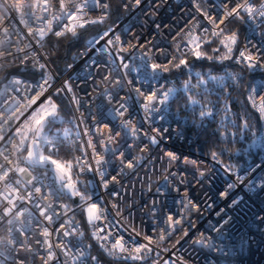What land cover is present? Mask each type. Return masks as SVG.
<instances>
[{
	"label": "built area",
	"instance_id": "1",
	"mask_svg": "<svg viewBox=\"0 0 264 264\" xmlns=\"http://www.w3.org/2000/svg\"><path fill=\"white\" fill-rule=\"evenodd\" d=\"M118 1L59 76L49 39L110 5L0 0V75L44 72L0 86V264H264V0ZM211 38L217 69L188 65ZM56 90L74 134L21 156L17 120Z\"/></svg>",
	"mask_w": 264,
	"mask_h": 264
},
{
	"label": "trees",
	"instance_id": "2",
	"mask_svg": "<svg viewBox=\"0 0 264 264\" xmlns=\"http://www.w3.org/2000/svg\"><path fill=\"white\" fill-rule=\"evenodd\" d=\"M104 2H107L110 5V17L104 21L101 24H90L81 26L78 28H75L73 31H71L69 34H67L65 37L61 39H53L50 38L48 45L54 47V52L50 53L49 62L54 69V71L59 75L63 76L67 71L69 66L73 62V56L76 54V52L82 48L86 41L92 38L93 36H96L100 32L107 30L114 25L118 23V21L122 18L123 12L121 10L120 2L118 0H101ZM236 29L241 30L239 25L235 22H231L225 30L226 35H229ZM211 40V42H209ZM203 48L204 49V55H202L201 52H195L193 53L188 59L187 64L191 65L194 69H201L205 70L207 72H210L209 70L217 69L216 66L212 65L213 59H218L224 55V50H226L220 42V38L217 39H209L204 42L203 45H200L198 49ZM232 59H230V65L229 67L235 71L238 69L237 65H234V56L236 52L233 53ZM44 72H38L35 69L26 68V69H19V68H10L5 70L0 75V86L3 82L7 81L11 76L13 75H19L21 77L30 79V80H37L40 76H42ZM179 76L183 77V74H172L171 78L174 82H179ZM253 77H247L245 80V85L249 84L252 81ZM64 97V96H63ZM62 98V97H61ZM65 98V97H64ZM175 105L179 104L174 103ZM179 108L176 106L173 107L174 113L178 111ZM59 110L62 111L65 115L68 116L70 119L72 116L71 108L65 99H61ZM182 115V114H181ZM72 124V121H70ZM205 130L201 134V138H209L208 136H205ZM207 134V132H206ZM61 137L58 139L60 140ZM57 140V141H58ZM210 140H212L210 138ZM211 142V141H209ZM235 148V146H231ZM228 153L222 154L221 159L224 163H229L230 159L227 155Z\"/></svg>",
	"mask_w": 264,
	"mask_h": 264
},
{
	"label": "rangeland",
	"instance_id": "3",
	"mask_svg": "<svg viewBox=\"0 0 264 264\" xmlns=\"http://www.w3.org/2000/svg\"><path fill=\"white\" fill-rule=\"evenodd\" d=\"M63 96L61 90H56L50 97L40 102L38 106L31 111L24 113L17 120V122H20L22 118L27 115L15 131L18 135L21 156L27 157L28 159H31L34 156V140L36 138V132L44 120H48L50 123L41 136L42 143L36 150V154L43 161L50 159V156L46 151V145L48 143L57 141L60 137H71L74 134L75 129L70 122L72 121L71 118L69 119L67 115L59 110L61 99H65ZM20 133L22 134L19 135ZM242 137H244V134ZM65 173L67 175V172Z\"/></svg>",
	"mask_w": 264,
	"mask_h": 264
},
{
	"label": "water",
	"instance_id": "4",
	"mask_svg": "<svg viewBox=\"0 0 264 264\" xmlns=\"http://www.w3.org/2000/svg\"><path fill=\"white\" fill-rule=\"evenodd\" d=\"M49 123L50 122L48 120H44L40 124V126L38 127L37 132H36V140L37 141H39L41 139V136L44 133V131L47 129V127L49 126ZM38 146H39L38 142L34 144V150H35L34 157L36 156V150H37ZM253 148L256 149V143L255 142H253ZM55 172L60 176L61 181L64 183L65 182L64 175L58 170H55ZM65 190L74 198L75 203H77L78 197L75 195L73 187L66 186Z\"/></svg>",
	"mask_w": 264,
	"mask_h": 264
}]
</instances>
